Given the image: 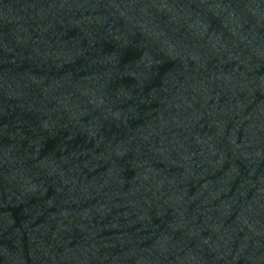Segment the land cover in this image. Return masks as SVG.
I'll use <instances>...</instances> for the list:
<instances>
[{
    "label": "water",
    "instance_id": "obj_1",
    "mask_svg": "<svg viewBox=\"0 0 264 264\" xmlns=\"http://www.w3.org/2000/svg\"><path fill=\"white\" fill-rule=\"evenodd\" d=\"M0 264H264V0H0Z\"/></svg>",
    "mask_w": 264,
    "mask_h": 264
}]
</instances>
